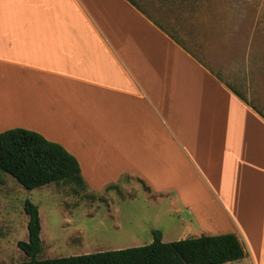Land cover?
Returning <instances> with one entry per match:
<instances>
[{
    "label": "crops",
    "instance_id": "1",
    "mask_svg": "<svg viewBox=\"0 0 264 264\" xmlns=\"http://www.w3.org/2000/svg\"><path fill=\"white\" fill-rule=\"evenodd\" d=\"M134 1L0 0V133L22 128L62 146L88 192L151 179L187 212L184 235L234 234L246 257L227 264H264V112L173 38L174 17L156 0ZM214 15L204 27L219 44ZM228 29L232 69L262 83L264 98V42Z\"/></svg>",
    "mask_w": 264,
    "mask_h": 264
},
{
    "label": "rangeland",
    "instance_id": "2",
    "mask_svg": "<svg viewBox=\"0 0 264 264\" xmlns=\"http://www.w3.org/2000/svg\"><path fill=\"white\" fill-rule=\"evenodd\" d=\"M156 1L160 10L155 12L161 15L168 12L174 17L175 21L169 24L173 38L226 86L234 88L246 102L264 112V98L259 87L262 83L247 81L245 75L240 77L232 69L230 33L227 32L230 26L238 25L251 31L249 36L254 42H264V0ZM235 9L239 11L238 20L232 18L231 11ZM213 15L216 21L220 20L217 17H222L220 25L227 32L221 35L219 44L214 37L211 41L206 37L205 27L213 24L210 23ZM182 28L184 30L180 31ZM244 40H248L247 36ZM245 53L241 54L242 60L246 58ZM66 136L68 141L72 139L66 134L65 139ZM128 149L122 147L113 156L120 151L126 154ZM127 154L133 156V151ZM145 180L151 183V179ZM146 181L121 176L100 192H88L77 184L63 183L27 190L0 172V264L27 260L17 247L18 242H27L26 201L38 208L40 218L42 250L37 260L147 246L154 241V231L161 233L163 243L192 238V235H184L185 224L181 221L187 218V212L180 206L179 212L171 208L172 193H153ZM161 183L165 184V179H158L156 184Z\"/></svg>",
    "mask_w": 264,
    "mask_h": 264
},
{
    "label": "trees",
    "instance_id": "3",
    "mask_svg": "<svg viewBox=\"0 0 264 264\" xmlns=\"http://www.w3.org/2000/svg\"><path fill=\"white\" fill-rule=\"evenodd\" d=\"M127 1L138 9L134 0ZM227 87L245 101L238 91ZM0 172L27 190L59 183L85 188L79 164L71 154L59 144L22 128L0 133ZM24 212L28 217L27 242H18L17 247L27 260L17 264H227L246 257L244 247L234 234L163 243L161 233L154 231V241L147 246L37 260L42 250L38 208L26 201Z\"/></svg>",
    "mask_w": 264,
    "mask_h": 264
}]
</instances>
